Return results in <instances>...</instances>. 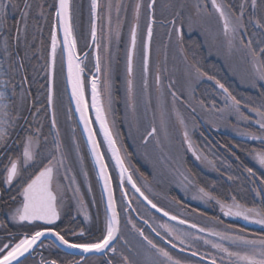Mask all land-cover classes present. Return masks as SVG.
I'll use <instances>...</instances> for the list:
<instances>
[{
	"label": "rangeland",
	"instance_id": "obj_1",
	"mask_svg": "<svg viewBox=\"0 0 264 264\" xmlns=\"http://www.w3.org/2000/svg\"><path fill=\"white\" fill-rule=\"evenodd\" d=\"M137 2L146 6L150 0H98L100 5L97 20L99 54L102 57L103 65L111 64L113 80V106L112 113L109 115V125L113 127L114 124L116 144L126 168L141 192L152 202L156 201L159 208L189 224H196L197 228L192 229L168 220H156L144 211L140 203L138 210L143 212L147 220L153 223L154 228L162 237L174 242L177 247L196 251L207 260L214 256L218 264H221L220 256L223 254L213 249L210 244H205L204 240L224 243L227 247L233 246L228 241H220L218 237L211 236L207 231L200 232L199 228L214 229L215 231L227 229L233 232L244 229L245 234H249V238H254L251 234L256 229L244 228L240 224H228L234 221L221 215L219 205L216 207V211L224 218L223 221L220 217L216 219L202 212L211 210L213 205L211 206L209 199L200 198L201 194L198 189L202 187L207 191L206 184L204 185L193 174L188 158L194 164H198L200 173L215 174L217 159H215L209 143L201 138V133L199 134L201 128L222 131L237 138H246L257 145V151L264 149V141L252 140L248 135L243 134L245 132L260 134L259 126L255 122L258 117L249 109L264 105V98L260 95L259 87L252 88L250 86L249 81L255 69L252 57L244 44L251 41L252 48L256 50L264 47V29L256 26V20L264 17V0H257L255 9L251 7V0H217L218 3L225 5V11L233 24L235 17L231 14L235 12L238 15L240 5L245 4L244 27L238 29L235 35L232 33L225 35L223 20L213 8L210 0H156L155 23L153 24V59L147 72V74L149 73L148 88L144 92L143 73L140 71V51L148 15L146 7H143L138 30L142 41L138 45L134 65L135 112L133 113L127 104L126 60L130 29L134 22V8ZM109 3L113 5L110 13L111 26L108 23ZM117 4L121 6L119 13L116 11ZM38 9V17L33 18V22L42 20L41 22L44 24L45 17H41L40 9ZM177 12L180 13V16H176ZM12 16L15 17L16 14L10 12L9 17ZM72 17L74 18V35L78 34L79 44L77 43L76 51L77 56L81 57L80 62L84 67L82 77L85 80V96L87 98L89 97L90 79L96 75L101 81V90L104 79L103 72L100 74L95 72L96 46L93 44L92 49V46L89 45L92 21V18L90 19L91 0H72ZM173 19L177 20L175 27H182V41L175 34L174 26L171 24ZM117 20L121 22L119 41L115 35ZM181 20L183 21L182 26ZM42 24L32 30H43L44 25ZM5 30V28H0V34H4L0 40V92L5 94L4 103L10 105L8 110L10 112L19 111L21 119L16 121L14 127L8 129L10 135L6 143L0 146V156L2 155L0 164L5 166V172L6 166H10V160H17L18 167H20L25 134L34 133L36 128H40L39 145L34 149L40 155L37 163L30 162L24 173L28 177L47 165L48 161L55 156L53 189L58 196V209L61 217L72 215L79 218L84 224V233L88 232L87 240L91 239L90 241H92L99 238L105 231L107 218L104 208L100 205V190L91 166L90 155L73 112L69 110L60 47H57L53 84L55 128L52 127V118L47 107V95L45 100L48 120L45 131L49 139L42 137L45 113L41 108L29 107L28 97L18 77L17 68L15 67L16 70L13 71L9 67L13 59L12 55L11 57L5 55ZM24 41L25 30L21 25V36L18 44L16 41V46L23 49ZM106 47L108 51H105ZM8 51L10 52V47ZM85 54H87L86 58ZM43 66L40 79L46 77L47 81L48 60ZM196 68H199L200 72L205 75H199ZM157 71L160 75L159 86L155 81ZM209 76L215 77V79L210 80ZM216 80L223 83L233 96L241 100V111L250 117L249 120L239 119L231 106V101L226 99V94L217 86ZM5 81H10L7 87L2 83ZM12 85H15L16 95H13ZM172 92H175L177 97L174 105ZM21 93H24L23 98ZM102 99L105 98L102 96ZM244 105H248V107H244ZM193 108H195V112L192 111ZM32 109L34 111L31 121L35 128L30 131V129H24L23 125L28 122V118H31L29 112ZM261 110H264V107H261ZM0 119L7 118L0 117ZM180 119H183V124L180 123ZM152 127L157 129L156 133L147 142H144ZM185 131L188 132V141L184 138ZM57 142L61 145L59 150L56 148ZM189 142L192 146L191 149H189ZM197 156H200L201 159H197ZM60 161L63 162L62 165ZM249 161L264 175V168L258 165L252 154L249 156ZM85 172H87V176L84 175ZM113 172L111 171L112 179L116 176ZM5 177L6 175L4 179ZM77 189H79L78 192ZM233 197L232 194L227 196L228 204L232 203ZM131 200L138 204V200L133 196H131ZM20 201L21 196L18 204ZM188 204L200 211L191 208ZM85 215L88 216V219H85ZM129 220L132 223H129L127 229L131 230L132 238L127 239L131 248L129 251H124L121 248V251L129 258L131 264H145L146 258L149 257L156 264H171L166 258L156 254L150 246L140 244L138 232L132 227V224H135L136 227L137 224L133 222L134 219L129 218ZM164 224L175 230L173 234L170 235L161 227ZM229 225L231 229H228ZM98 227H100V231L102 229V232L99 231L100 233L98 230L96 231L100 235L90 236V232ZM260 227L264 230V226L260 225ZM185 233L188 235H184ZM176 236L183 239L184 243L181 244L180 240L175 238ZM195 237H200V239H195ZM3 244V242L0 243L1 246ZM156 244L165 248L174 260L178 259L182 264H208L172 253L167 246L161 245L159 242ZM121 263L117 262L116 264ZM223 264H228L227 259L223 261Z\"/></svg>",
	"mask_w": 264,
	"mask_h": 264
},
{
	"label": "snow or ice",
	"instance_id": "obj_2",
	"mask_svg": "<svg viewBox=\"0 0 264 264\" xmlns=\"http://www.w3.org/2000/svg\"><path fill=\"white\" fill-rule=\"evenodd\" d=\"M156 0H150V2L145 6L140 2H137L134 8V22L130 29V44L127 48V60H126V94H127V104L128 107L131 108L133 113L135 112V92H134V57L136 55L137 43H138V30H139V20L141 16V9L146 7L147 15H148V23L146 28V36L144 37L142 44V63H143V71L145 77L148 72L149 67V56H150V46L153 37V24L155 23L154 19V8H155ZM212 6L217 13H219L220 18L224 23V33L228 35L232 33L235 35L238 29L244 27V10L245 4L240 5V12L237 15L233 12L231 15L235 17V23H232L229 15L225 11V5L218 3L217 0H212ZM40 15L44 16V8L43 5H40ZM100 7L98 0H91V39L93 44H95L97 49V54L95 56V72L100 74L103 72V87L101 90V81L98 79L96 75H94L91 79V105L90 107L95 111V120L100 125V132L103 133L104 141L107 143L109 150L112 153L113 158L116 161L117 166L120 169V181L121 186L123 184V180L125 178V174L128 173V169L124 166V160L120 154V150L116 147V139L114 136L113 127L109 125V115L112 113L113 106V80H112V70L111 64L103 65L102 57L99 54V38L97 34V19H98V8ZM113 5L111 3L108 4L109 16L108 23L111 26V9ZM120 5H116V11L119 13ZM183 7V5H181ZM251 7L253 9L257 8V0H251ZM33 8V4L30 0H0V28H5L7 31L11 32L12 29L8 28L7 22L9 19V13H14L19 15V20L15 21L13 25L15 29V39L17 44L19 43L21 36V25H23L24 30H27L28 20L31 14V10ZM55 15L58 18L59 28L63 31V48L61 50L62 54L64 52L67 53V80L71 85V95L76 103V111L79 113L80 121L84 125V131L87 133V140L89 145L91 146L92 156L94 157L95 163L99 168V178L103 181V190L107 194V209L110 213L106 219V228L105 231L99 238H95L92 241H80L74 242L70 241L67 237L68 230H57L54 225L56 221L61 218V213L58 209V196L57 193L53 189V161L55 160V156H53L47 165H44L39 169L38 172H35L29 175L26 179H22L20 183L21 191L19 193L22 196V200L15 208H9L7 211V217L11 221L24 226L30 225L34 229V231L26 232L22 235L21 238L15 240V234L8 232L9 236L13 237V241L10 243H4L2 247H0V264H24V261L21 258L27 259V255H30L35 248L39 245L40 247H45L43 244V237L52 236L55 237V241L59 242V245H64L70 249H79L82 253H101L106 249H110L113 254L116 253V247L112 246L113 242L116 241L120 236V218L119 213L117 211V206L113 196V189L111 184V177L108 174L107 165L104 161V156L100 151V145L96 139V133L92 128V121L89 118V105L85 100V80L82 77V73L84 72V67H82L80 58L77 56V41L74 35V26H73V17H72V4L71 0H58V6L56 7ZM176 16H180V13L177 12ZM181 26L183 25V21H180ZM171 24L174 26V31L177 38L182 41V27H175L177 24V20L173 19ZM256 26L264 29V17L256 20ZM121 22L117 20L116 25V39L119 41L120 39V29ZM111 31V28H110ZM171 36V33H169ZM11 36L5 37V55L11 57V53L8 51L9 39ZM60 41L58 40V33L56 25L53 26L51 31V53H50V63L48 64V72H49V87H48V105L52 106L53 104V74L56 66V58H57V46ZM243 43V41H241ZM244 47L248 49L249 54L252 57L254 73L249 81L250 86L252 88H260V95L264 98V47L256 50L252 48V42L249 41L247 44H244ZM105 51H108V48H105ZM26 54V53H25ZM19 56V53H17ZM87 54H85L86 58ZM258 65V66H257ZM9 67L15 71V63L10 64ZM19 68H24L23 58H20ZM196 72L199 75H205L200 72L199 68H196ZM208 79L212 80L215 77L209 76ZM26 80V77H25ZM7 85L10 81L2 82ZM156 84L160 85V75L159 71H157L156 75ZM217 86L226 94V99L231 101V106L235 110L239 119L241 120H249L250 117L245 115L241 111V100L237 99L232 93L229 91L227 87L219 80H216ZM145 88H147V80L145 78L144 82ZM13 87V95H16L15 85ZM24 93H21V97L23 98ZM173 96V105L175 104L176 93L172 92ZM102 96L105 99H102ZM5 94L0 92V117H5L7 119H0V146L6 143L10 132L8 129L15 126L16 121L21 119V114L19 111L10 112L8 109L10 107L9 104L4 103ZM14 103V102H13ZM244 107H248V105H244ZM261 107H264L262 105ZM261 107H251L249 110L254 112L258 119L255 121L259 126L260 134L258 135L255 132H245L244 135H248L252 140L260 139L264 141V110H261ZM195 112V108L192 109ZM179 118V114H178ZM163 123V121H162ZM180 123L183 124V119H180ZM52 127H56V118L55 112L53 111L52 115ZM157 129L155 127L151 128V131L147 133V136H153L156 133ZM39 133L40 128H36L35 132H28L25 134L24 143H23V152H22V162L21 166L18 167L17 160H10V166H6V177L4 182L8 185H12L15 180L21 179L24 176V172L27 171V167L30 162L33 164L37 163L38 157L40 153L35 151L34 149L39 145ZM184 138L186 141L189 140L188 132H184ZM145 142H147V137L145 138ZM61 145L59 142L56 144L57 150H59ZM191 143L189 142V149H191ZM195 154V153H194ZM253 159L258 163L261 168H264V149L262 150H254L252 153ZM82 159V158H81ZM197 159H201L200 156H197ZM42 163V161H41ZM62 165V161H60ZM245 171L251 177L256 176V172L251 167L245 168ZM87 176V172L84 173ZM127 179L129 183H132L133 188L136 189L137 192H140V189L136 187V184L132 181V176L127 175ZM187 179V177H185ZM231 179V177H229ZM261 184H264V179L260 180ZM77 192L79 189L76 190ZM200 198L206 199H215L214 196L211 195L204 188L198 189ZM256 195L260 196L262 200H264V191L255 190ZM141 195L144 194L141 192ZM146 200L148 199L146 196L144 197ZM13 201L16 200V197H11ZM220 210L224 216L229 217H240L245 221L250 223L258 224L264 226V203L260 206H246L239 202H237L236 198H232V203H224L220 200L216 201ZM7 203V202H5ZM148 203L151 204L152 208L157 211H162L164 216H169V212L164 211L162 208H158L155 203L151 200H148ZM85 219H88V216L85 215ZM170 219L177 220L176 216H170ZM132 223L131 220L128 221ZM147 223V221H145ZM179 223L185 224L187 221L180 220ZM133 229L138 232V234L143 238V240L150 246L151 249H154L156 254L162 256L170 261L171 264H182L180 260H174L171 254L163 247H159L156 243L153 242L147 235L144 234L142 229L136 227L135 224H132ZM170 235L175 231L172 228H169L167 224L161 225ZM192 228H197L196 224L191 225ZM7 223L5 221H0V229H6ZM228 229H231V226H228ZM153 231H156L153 229ZM200 232L207 231L211 236L218 237L220 241H228L233 247H227L224 243L214 242L211 240H204L205 244H210L213 249H216L219 253L223 255L220 256L221 264L223 261L227 259L228 264H264V234H251L254 238H249V234H245L244 229L236 230L235 232L230 230L225 231H215L214 229H205L199 228ZM238 233V234H237ZM73 236L79 235L84 236V230L81 229L79 233L72 231ZM156 235L159 236L160 233L156 232ZM184 235H188L185 233ZM180 240V243L183 244L184 240L179 236L175 237ZM195 239H200V237H195ZM47 245V247L58 246L55 244ZM127 244V241H125ZM176 247L175 244L172 245ZM181 251H184L182 248ZM192 256H197L198 252L193 251L191 253ZM201 259H204L201 256ZM83 257H81V261H71L69 264H82ZM39 264H63L62 261L57 259H48L46 257L41 256ZM108 264H112L111 261H108ZM123 264H131L129 258L127 256H123ZM145 264H156L150 257L146 258ZM210 264H218L216 257H212L210 259Z\"/></svg>",
	"mask_w": 264,
	"mask_h": 264
},
{
	"label": "trees",
	"instance_id": "obj_3",
	"mask_svg": "<svg viewBox=\"0 0 264 264\" xmlns=\"http://www.w3.org/2000/svg\"><path fill=\"white\" fill-rule=\"evenodd\" d=\"M30 2L33 4V8L28 20V30L25 31L23 49L16 46V33L13 27L15 21L19 20L18 14H16L15 17H9L7 26L12 30L11 32L5 30V36L12 37L9 39L10 53L13 59L12 64L15 63V67L17 68L18 77L20 78L25 93L28 97L29 107L33 109L41 108L43 113L46 115L45 121H43L44 129L42 133V137L46 138L48 137L45 131L48 126L45 108L47 81L46 77L43 79H40V77L44 69L43 65L48 60L49 39L54 15V0H30ZM40 5H43L44 8V24H42V20L33 22V18L38 17L37 9H40ZM41 24L44 25L43 30H32L34 27H38V25L40 26ZM3 37L4 34L1 33L0 40ZM17 53H19V56H17ZM20 58H23V69L19 68ZM33 109L31 112H29V114L31 113V118H28V122H25L23 125L24 129H30V131L35 128V125L33 126L31 121L32 112L34 111ZM23 130L21 131L23 132ZM21 133L19 134V137ZM199 134L201 138H204V140L209 143L212 148L213 155L215 156V159H217L215 174L209 175L207 173H200V167L198 164H194L193 161L188 158V163L191 166V171H193V174L197 176L199 181H202L204 185L206 184V189L211 193V195L213 194L212 196L215 195V199L210 200L211 206L213 205L212 207L215 209L212 208L211 210H204L202 212L205 215L214 217L216 219L220 217V219L223 221L224 218H222L216 211V207L219 205L216 201L220 200L221 202L227 203V196L229 194H232L239 203L249 207L253 205L260 206L262 203H264V200H262L260 196H257L256 191H254V189L264 191V184L260 183V180L264 179V175L261 174L255 167H253L249 161V156L254 150L257 149V145L246 138H237L218 130L214 131L201 128ZM247 167L253 168V170L256 172L255 177L249 176V174L245 171V168ZM229 177H231V179H229ZM0 191L1 199H5L6 196L10 195L9 192L1 188V184ZM13 196L16 197L15 191ZM188 205L191 208H194V206L190 204ZM197 210L200 211L199 209ZM64 220L67 225L66 228L70 229L71 231L75 230V232H77L84 227L82 221L80 219H74V216L72 215L66 216ZM228 224L238 225L237 222H229ZM99 228L100 227H98L93 232H90V236L93 237L95 235H100L98 234L100 231ZM97 230L98 232H96ZM100 232H102V229ZM87 233L88 232H85L86 235ZM254 233L264 234V230L260 228L255 230ZM87 237L89 236L87 235ZM101 264L106 263L103 261Z\"/></svg>",
	"mask_w": 264,
	"mask_h": 264
},
{
	"label": "flooded vegetation",
	"instance_id": "obj_4",
	"mask_svg": "<svg viewBox=\"0 0 264 264\" xmlns=\"http://www.w3.org/2000/svg\"><path fill=\"white\" fill-rule=\"evenodd\" d=\"M71 4H72V0H71ZM97 12H98V10H97ZM91 18L92 17H90V19ZM73 20H74V18H73ZM147 23H148V19H147ZM146 28H147V26H146ZM97 30H98V22H97ZM143 35H144L143 36V40H144V37L146 36V31L144 32ZM75 37H76V41H77L78 34ZM88 37H89V33H88ZM141 41H142V38L140 39V34H138L137 48H138L139 43H141ZM77 43H78V41H77ZM129 44H130V38H129ZM129 44H128V46H129ZM142 44H143V42H142ZM89 45L92 46V49H93L92 39H91ZM77 47H78V45H77ZM140 52H141V55H140L141 56V59H140L141 69H140V71L143 73L142 84L144 85L145 78L147 80L149 73L145 77V74L143 71V63H142V54H143L142 49ZM152 52H153V37H152L151 46H150L149 65H151L152 59H153ZM136 55H137V49H136ZM136 55L134 57V65H135ZM145 89L146 88L144 86L143 92L145 91ZM146 137L148 140L151 136L150 137L146 136ZM98 140H99V143L101 144L103 154L106 158L107 156H106V152L104 151V148L102 146V141L100 138ZM144 142H145V139H144ZM1 158H2V155L0 156V159ZM38 171H36V172H38ZM111 171L113 172L114 170L112 169ZM93 172H94V169H93ZM5 173H6L5 172V166L0 164L1 188L10 193V195L6 196L5 199H1V191H0V221H5L7 223L6 229H0V243L1 242L10 243L13 241V237L9 236L7 234L8 232L15 234V240H18L19 238L22 237V235L24 233L34 231L32 226H30V225L21 226V225L15 223L13 221H10L8 219V217H7L8 209L10 207L14 208L18 205V201L20 198L19 193L21 191V187H20L21 180L19 179L18 181H14L12 185H8L4 182V180H5L4 176L6 175ZM95 175L96 174L94 172V176ZM114 175H115V173H114ZM53 176H54V173H53ZM26 177H27V174H25L21 179H26ZM111 177H112V175H111ZM95 178H96V182L98 184L97 177H95ZM114 178L112 179V185H113L115 203H116L117 211L119 213V218H120V236L122 237V239L121 238L117 239V242L114 246L117 249L115 254H113L111 251H109L108 253H106L103 256L86 257V258H83L82 264H101L103 261L106 264H108V261H111L112 264H116L117 262L123 263V256H125V255L122 253L123 251H121V248H123L124 251H129L131 248V244L127 239V238H130V239L132 238L131 230L127 229L129 227V222H128L129 218H132V220L134 219L133 222L137 224V228L142 229L144 231V234L147 235L149 238H151L154 243L159 242L161 245L167 246V248L172 253L180 254L182 256L189 257L191 259L204 262V260L201 259V255L198 254L197 256H192L191 255V253L193 252L192 250H186L183 247H177V245L174 242H171L170 240L165 239L161 235L157 236L156 235L157 230L154 228L153 223L151 221H148L147 218L145 217V215L143 214V212L138 210L139 203H140V206H142L144 208V211H146L148 214H150L154 219H156V220H165V219L160 217L155 211L150 210L140 200H138V198L135 196L133 191L127 186V184L124 181H123V184L121 186V181L117 178V176H115ZM14 191L16 192V197H17L16 201H13L11 199V197H13ZM131 196H133L134 198H136L138 200V204L131 200ZM99 197H100V205L103 207L101 194ZM21 200H22V196H21ZM127 200L129 201L133 210L129 207ZM5 202H7V203H5ZM153 203H155L157 205L156 201H154V200H153ZM57 204H58V201H57ZM157 207H159V206L157 205ZM65 218H66V216H62L57 221V223L54 225V227L57 230H61V231L68 230V235L66 238H68L70 241H74V242L90 241L91 240V239L87 240V235L85 233H84V236H79V235L73 236L71 233H72V231H75V230L71 231L70 229L66 228L67 225H66L65 220H64ZM74 219H79V218L74 217ZM145 221H147V223H145ZM153 229H155L156 231H153ZM76 233H79V232L77 231ZM139 240L141 241L140 244H142V245L146 244L147 245V243L143 240V238L140 235H139ZM125 241H127V244L125 243ZM43 244L45 245V247H40L38 245L35 248V250L29 256H27V259L23 260L24 264L25 263L39 264L41 256L46 257L48 259L60 260L63 262V264H69V262H71V261H81V258L66 253L59 246L47 247V245L53 244V241L50 239H43ZM173 244H175L176 247H173L172 246ZM2 246L0 245V247H2ZM119 246H120V249H119ZM182 248L184 249V251H181Z\"/></svg>",
	"mask_w": 264,
	"mask_h": 264
},
{
	"label": "water",
	"instance_id": "obj_5",
	"mask_svg": "<svg viewBox=\"0 0 264 264\" xmlns=\"http://www.w3.org/2000/svg\"><path fill=\"white\" fill-rule=\"evenodd\" d=\"M211 1V4H212V0ZM58 6V0H55V10H54V16H53V23H52V29H53V26L56 25L57 27V33H58V40L60 41V43H58V46L60 47V55H61V60H62V66H63V76H64V85H65V90H66V94H67V98H68V101H69V104H70V107H71V110L73 112V115L77 121V124L79 126V129L81 131V134L83 136V139L85 141V144H86V147L88 149V153L90 155V158H91V161H92V164H93V167H94V170H95V173H96V176H97V180H98V183H99V187H100V191H101V196H102V200H103V205H104V208H105V212H106V216H109L110 213L108 212V209H107V194L104 192L103 190V181L99 178V168L98 166L96 165L95 163V160H94V157L92 156V152H91V146L89 145L88 143V140H87V133L84 131V125L83 123L80 121V117H79V113L76 111V103H75V100L72 98V95H71V85L68 83V80H67V53L64 52L62 54L61 50L63 48V31L62 29L59 28V25H58V18L56 17L55 15V11H56V7ZM57 46V47H58ZM50 53H51V38H50V43H49V51H48V64L50 63ZM81 59V57H79ZM48 80H49V72L47 74V96H48V87H49V83H48ZM53 84H54V74H53V83H52V88H53ZM86 100V99H85ZM87 102V101H86ZM88 105H89V112H88V115H89V118L90 120L92 121V128L95 132V129H94V124L98 130V133L100 135V137L102 138L103 140V143L109 153V156L111 157V160H112V163L115 167V170L119 176V179H120V169L119 167L117 166L116 164V161L115 159L113 158L112 156V153L111 151L109 150V147L107 145V143L104 141V137H103V133L100 132V125L98 122H96L95 120V111L90 107L91 105V85H90V88H89V99H88ZM47 107H48V111H49V114L52 118V112H53V104L52 106H49L48 105V100H47ZM94 123V124H93ZM96 139H97V136H96ZM98 141V140H97ZM116 147H117V144H116ZM118 148V147H117ZM119 149V148H118ZM101 151V149H100ZM102 153V152H101ZM105 161V159H104ZM106 164V162H105ZM107 165V164H106ZM125 166V164H124ZM126 167V166H125ZM108 169V167H107ZM108 174L110 176V173H109V170H108ZM130 172L128 170V173L125 174V179H126V182L127 184L130 186V188L136 193V195L149 207L151 208L152 210H154L156 213H158L161 217H163L164 219L168 220V221H172V222H175L177 224H181L179 223L180 219L177 218V220H172L170 219V216L172 215H169V216H164L163 212L162 211H157L156 209L152 208L151 204L148 203V199L146 200L144 197L145 195H141V190L140 192H137L135 188H133L132 186V183H129L128 182V179H127V175H129ZM111 177V176H110ZM133 181V179H132ZM134 182V181H133ZM111 184H112V180H111ZM137 187V186H136ZM138 188V187H137ZM112 189H113V185H112ZM113 196H114V192H113ZM115 200V198H114ZM232 220H235L237 221L242 227L244 228H252V229H257L260 227V225L258 224H254V223H250L248 221H245L244 219L242 218H239V217H229V216H226ZM57 222V221H56ZM183 226H186V227H191L192 224H189V223H185V224H181ZM194 229V228H192ZM43 239H50L52 240L53 242L55 241V237H52V236H47V237H43ZM117 241V240H116ZM116 241L113 242V245L116 243ZM56 245H58L63 251H65L66 253H69L71 255H74V256H77V257H89V256H103L105 255L109 249H106L104 252H101V253H95V252H92V253H82L79 249H70V248H67L66 246L64 245H59V242L58 241H55ZM27 256H29L28 254H26ZM22 260H24V258H21ZM205 260V259H203ZM207 262H210L208 260H205Z\"/></svg>",
	"mask_w": 264,
	"mask_h": 264
},
{
	"label": "bare ground",
	"instance_id": "obj_6",
	"mask_svg": "<svg viewBox=\"0 0 264 264\" xmlns=\"http://www.w3.org/2000/svg\"><path fill=\"white\" fill-rule=\"evenodd\" d=\"M90 85H91V81H89Z\"/></svg>",
	"mask_w": 264,
	"mask_h": 264
}]
</instances>
